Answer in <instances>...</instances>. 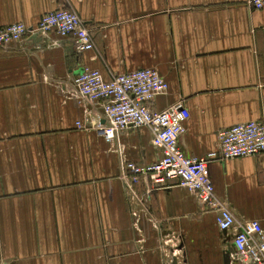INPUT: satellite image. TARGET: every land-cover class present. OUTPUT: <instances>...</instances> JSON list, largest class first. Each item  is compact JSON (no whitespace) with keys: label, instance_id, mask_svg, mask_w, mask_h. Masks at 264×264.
<instances>
[{"label":"crops","instance_id":"crops-1","mask_svg":"<svg viewBox=\"0 0 264 264\" xmlns=\"http://www.w3.org/2000/svg\"><path fill=\"white\" fill-rule=\"evenodd\" d=\"M248 2L0 0V28L72 9L96 46L79 55L52 34L0 49V264H233V233L195 194L130 198L122 161L150 165L162 151L147 128L108 142L95 127L102 103L80 106L70 87L83 67L105 80L157 70L170 87L152 109L182 103L190 120L179 146L207 156L220 131L264 118V10ZM208 173L237 226L264 229V154L214 161Z\"/></svg>","mask_w":264,"mask_h":264},{"label":"built area","instance_id":"built-area-1","mask_svg":"<svg viewBox=\"0 0 264 264\" xmlns=\"http://www.w3.org/2000/svg\"><path fill=\"white\" fill-rule=\"evenodd\" d=\"M256 11L264 10V0H249ZM52 34L70 39L77 54L96 50L93 35L72 9L45 14L36 27L23 23L0 28V49L24 42L31 37L48 39ZM168 82L157 70L146 69L127 74H114L105 80L99 70L83 67L70 87V96L80 106L103 105L104 124H96V131L108 142L129 129L147 128L153 144L162 157L153 164L141 165L123 160L122 179L128 195L144 206L146 196L173 187L185 188L195 194L202 206L216 214L215 223L221 232L233 233L234 264H264V229L260 222L237 226L226 202L221 200L209 177V165L214 161H230L264 154V118L235 125L218 133L219 148L200 158H188L179 146L186 132L190 112L182 103L162 112L152 109L158 96L169 91ZM79 130L86 129L77 122ZM144 186L145 194L135 188ZM137 218V214H134Z\"/></svg>","mask_w":264,"mask_h":264},{"label":"water","instance_id":"water-1","mask_svg":"<svg viewBox=\"0 0 264 264\" xmlns=\"http://www.w3.org/2000/svg\"><path fill=\"white\" fill-rule=\"evenodd\" d=\"M226 233V232H225ZM230 254V253H229Z\"/></svg>","mask_w":264,"mask_h":264}]
</instances>
